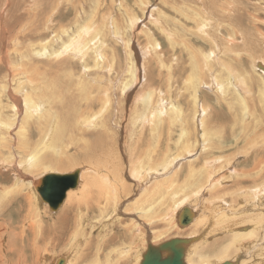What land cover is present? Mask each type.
Returning a JSON list of instances; mask_svg holds the SVG:
<instances>
[{"label":"rangeland","instance_id":"374dc122","mask_svg":"<svg viewBox=\"0 0 264 264\" xmlns=\"http://www.w3.org/2000/svg\"><path fill=\"white\" fill-rule=\"evenodd\" d=\"M206 1L209 0H196V1L195 0H0V98H1L0 103L4 106V108L2 109L4 119L6 121H15L14 123L15 125L13 124V122H11L12 123L11 128L6 136L2 135V131L0 129V140H3V143L0 144V147L3 146L1 148L2 150H0V155L5 156L4 154L8 152V154H13L14 156H16L13 159L14 161H16L14 165L17 166L18 169L20 170L19 154L23 152L22 144H21L23 143V141L20 142V137L18 136V134L24 133L25 135L26 134L25 132H27L25 136L23 137L21 136V139L29 138L33 142V146L38 145L40 141V137H42L41 134H39V131H44L49 134V131L51 130L50 127L52 120L55 117L57 118L56 114L62 117L63 119L65 118L66 124L67 125L69 124L68 126L70 127L75 125L76 126L80 125L77 122H73L70 120V116L73 117L79 116L78 114L72 112L75 108V104H79L81 105L80 115H85L90 117L85 120L88 127L85 126L86 123H84L83 126L82 135L84 136L85 140L88 142V144H90L94 148L100 146V148H102V151H106V152L112 151V154L114 155L113 158L115 159L118 156L114 153V150H117L119 152V156H121L122 158V160L118 159L120 160V166L125 168V182L128 185V187L130 186V188H127V190L125 191V203H124L125 214H121L122 217L120 218L121 225L123 226L116 227L114 231L113 227L109 225V227L105 229V234L102 237H100L98 236L97 228H94L92 230V226L95 224H99L100 221L97 219L98 217L94 218L93 216H90L89 217L90 222L86 224L85 227L83 228L86 232V235L84 237L83 235L79 236L78 240L80 242V247L74 250V254L72 256H69L70 252H63V251L61 252L63 246H65L66 238L62 239V241L60 242L58 241L54 242V244L57 246L55 249L50 244H47L46 249L45 246L43 247L42 251L44 253L46 252L48 256L51 255V259L56 254L55 257L57 255L58 257H62V256L68 257L69 264H89V263L94 264L95 262L92 261L94 256L92 255H86L83 261V257L87 253L86 243H88L89 241L88 239L90 238L93 239V245H94L93 255H94L96 252L95 249L96 244L99 246L106 241L108 242L113 237L114 234L115 235L121 234L123 231H125V253L128 252L127 247H129L131 243L135 241V238L138 237V235H136L137 230L135 227L136 224L138 225V221H139L137 214L135 215V213H137L138 206L137 208L134 207V203H133L135 202L134 196H136V192L134 191H138V189H135V184L137 183V180H139V178L136 176L133 177L129 172L132 162L131 155L134 153L137 158L138 155H141L143 153L142 156H140L143 163L147 166L151 164V162L149 161V157L151 156V152L154 150V145H153V140L151 139L152 136L150 131L151 127H153L152 125L153 121L152 119H150L151 117L149 116L152 113H154V111H156L157 108L164 109L165 104L167 109H169L168 107L178 103L177 105L181 108L182 114L179 115L180 116L179 119L177 118L174 119L173 121L166 119L167 118L166 115H164L165 118H163V114L165 113L159 115L160 117L158 116V118H160L159 122L161 121L159 125V130L161 127L162 128L159 131L160 135H159V142L157 143L158 147L156 144L157 156L155 158L158 160V162H160V164H164L167 162V164H165L166 167L165 166L163 167V171H159V172H161L162 175H165L166 177L170 178L169 176H171L172 174H174L179 170L178 168L180 167L181 162L184 163L183 164L184 166L182 165L183 167L181 166V170H179V173L181 172L182 173L177 188L178 191L182 192L183 194H191L192 192L195 191L196 187L193 188L191 185L182 184L186 181L187 177H190V183L194 185L197 184L198 182L201 183L204 182L207 179L208 174L212 171L205 165L207 158L204 159V157L214 156L216 160L220 159L221 160L220 164L224 165L225 168L228 167L226 166L228 164L227 162L230 163L235 160V162L231 165L232 166L231 172L229 171L228 174V178L232 177V179H230L231 182L227 181L224 187V179L225 181L227 180V176H225L226 178L225 177L223 178L222 183L219 184L220 188L217 189V191L213 190L207 195L203 193L202 196L204 195V198L202 197L203 199L201 198L199 199V201H197L199 205L195 204L196 202L194 204L193 203L191 204H193L195 210L196 209L200 210L201 207L204 206L205 209H210L212 206L216 209L218 208L217 210H219V208L222 206L223 208L220 209V211L225 210L228 207H232L231 205H234L235 208H233V210L231 209V211L236 212V214L242 212L240 209L242 208L243 210L244 205H240V204L246 200L244 194H246L245 192L248 191L247 186H249L250 183L249 181L251 180L250 179L251 176L247 170H249L250 166H252L251 165L253 161L252 155L255 153L256 151L255 149H257L256 147L260 148L264 143V98H263L264 91L261 90V87H264V77L262 76L260 77V75H258V73H256L251 67V62L253 59H255L258 63L264 64V43H263L264 38H262L264 37V9H263L264 0H258V1L239 0L240 2H237L238 0H236L234 9H231L232 11L228 10L231 2L228 3L229 4L228 8L225 9L223 8L227 6L223 7L221 5V8L223 7L221 10H224L225 12L228 10L232 14L234 13L233 14L234 16L236 14V16L234 17L233 15H231V13L229 14L228 11L227 13H223L221 19H223L222 21L224 20L226 21V24L225 21L224 23L222 22V24H224L223 26L228 27L229 23H230L229 25L232 26L226 29L222 28L223 26L221 27L222 30L221 34L224 36V38H227L228 40L230 39L233 40L234 37H236L237 39L238 38L240 39L239 41H241L243 34L246 35L248 38H250L249 44L247 46H243L240 44L236 48L234 47L235 48L234 50L235 51L238 50V53L234 54L235 56L231 54L230 55L231 57H228L227 60L224 59V56L222 54L220 55V53L218 52L221 57L223 56V59L220 65L218 64V62L216 63L217 67L222 68L221 66L222 65L224 66L225 63L229 61L228 62L229 65L233 68L234 66H236L234 69H236L240 73L242 72L244 77L245 76L247 77V81L251 82V84L253 85L252 87L253 89H251V92L248 93L246 97L247 99L245 101H242L243 103L238 101V98L235 94H229L227 99L229 100L228 102H232L230 106L227 105L226 101L223 99L222 96L219 97L217 95V92L221 90L219 88L225 87L228 84L229 79L227 78L228 77L227 73L221 75L222 81L218 80L221 84L219 87H217L218 88L217 90L212 89L207 85L202 86V84H200L201 87L199 86V89H197L198 90L197 93L199 95L198 104L196 103L193 97L194 94L192 92L193 86L197 83V80L199 78L195 77L194 74H192L190 68L191 66L190 48H192V50L195 51L194 54L196 55V59L198 60L200 57V54L198 56V53L209 52L211 46L205 43L204 41H202V39L198 37L201 35V33L198 31L199 25L198 23L193 21L192 18L193 15H195V13L198 11L197 9L198 6L201 5L204 6L205 8L203 2ZM225 2L227 3L229 1L224 0L223 3L226 4ZM246 3H250V4H246ZM212 5L216 7L215 3ZM254 5L256 8L254 7ZM188 9H190V11ZM236 12L238 13V15ZM242 12L246 14V16ZM212 13L213 12H210L209 16L212 15ZM224 14H226V16H224ZM228 14L229 17H233L230 18L231 20L236 19V21L232 20L231 22L229 18L227 19ZM238 16L241 17L238 18ZM255 17L257 18L256 21H255ZM214 21L216 22V20H213V22ZM84 28H88V29L83 31L82 29ZM79 31H83L81 35V40L79 41L78 44H76V42L71 43L70 40L71 37L75 36L76 33ZM259 31L260 32L262 31L261 33L263 35L260 34ZM116 32H118L117 35L115 34ZM169 34H172L171 36V38L173 37L172 39L170 38V36H168ZM243 38L244 40H246L245 37ZM187 41H188V46L190 48H188L187 46ZM127 43L130 44L128 45ZM185 45L187 47H185ZM63 46L65 47L66 50L63 49ZM184 48L186 51L182 50ZM43 50L45 52H43ZM54 52H56L57 54ZM85 52H87L88 54ZM95 52L96 53L99 52L102 54L101 61L103 62L104 60L103 62L104 64L101 61H100L101 63L99 62L98 64L96 58L97 54H95ZM52 53L56 55H53ZM52 55L53 57L51 58ZM207 62L208 61H206V63ZM96 66L98 67V69ZM131 66L132 69L130 68ZM128 68L129 70L130 69L131 70L130 71L127 70ZM132 71L135 73H132ZM237 71L234 74H238ZM144 73L148 75L146 74L144 75ZM133 76L135 77V79H133L134 78ZM187 77H189L190 79ZM145 78L148 80L147 82L150 81V83L148 84H151L149 85V87L151 88L149 91H148L149 87L147 88L148 84L147 86H145V84L147 83ZM130 79L131 81H129ZM202 79L205 80V77L203 76ZM207 79L209 78H206V81ZM39 81H40L39 86L35 85L39 83ZM92 81L94 83H92ZM42 82L44 85L41 84ZM224 82L225 84L226 83L227 84L223 85ZM125 83L127 84V86ZM207 83H210L209 80ZM32 86H34V88ZM43 88H45V90H43ZM120 88L124 92V94L120 90ZM34 91L35 93L39 92V95L42 94L44 91L45 93H49L51 95L48 96L49 100H51L52 94H57V95L62 94L63 99L59 103L58 102L54 103L55 104L54 107L51 106L53 113L49 121H48L49 117H47L46 115H42L40 119H33V120L31 119L29 121V124H26L25 131L23 130L21 132H18L20 129L19 127H21L19 125H21V120L24 117L23 112H25L24 110L25 101L29 100L30 98L29 93H33ZM105 91L109 92V97L108 96L104 97ZM82 92L86 94L88 98V102L82 99L81 97ZM142 92L147 96L144 95ZM221 92L222 91H219V93L222 95ZM35 93H33V96L35 95ZM66 94L69 95L68 98ZM149 94L154 95V98L152 96L150 97ZM146 97L152 98V99L149 98V103L147 102V104L144 103L143 101V99L145 100ZM159 97L161 98V100ZM108 98H110L111 105L106 106L107 104H105L104 100L106 101V99ZM139 98L142 99V101L139 100ZM35 99L38 101V103L48 102L47 97L44 98V101L40 98L39 99L35 98ZM54 100L58 101V99L56 98ZM101 100L103 101L104 105L102 104ZM132 102L136 104L133 105ZM152 102H155V104H153ZM71 104H73L74 106H72ZM200 104H203L205 107L209 108V116L213 114V110H215V108H216L215 111L218 110L221 112L223 111L221 113L223 117L221 122L212 123L215 120L214 116L213 117L208 116L209 118L206 121L207 129H208L207 140L210 143L209 146L210 147L213 146V147L207 151L206 149L205 150L202 149L203 139L200 136L202 132H199L201 130L199 129L200 126L198 127L195 124H192L194 123L192 121H194L193 117L196 112V108H197L196 106H199ZM16 105H18L17 106L18 110L15 108ZM57 105L59 106V108ZM211 105L213 106V108ZM11 106L14 107V109ZM150 106H152V108H150ZM210 108L212 110H210ZM142 109H144V111ZM16 110H17V117L16 115H14L13 112ZM147 110H150L147 115V118L144 117L145 119L143 118L142 121L139 120L142 123L138 121V124H140L139 128L142 131L141 134L144 135V136L142 135L143 140L141 139L142 140L141 141L138 139L137 141V138H135L136 141H132L133 135H131V130L133 129V125H132L133 121L132 118L130 117V113H133L135 115L134 118L136 119L137 116L139 115L138 113H142V115H145L147 113ZM104 113L106 114L108 113L107 115H111L110 117L106 118V122L109 127L108 131L107 128L105 129V131H103L102 130L103 128L99 126L102 124L98 122L100 121V118H98L99 120L97 119V121L95 120L93 121L91 118L92 116L97 117L100 114L106 116V114ZM248 113H250L249 114L250 117L248 116ZM11 115L16 118L14 120H11L13 118ZM243 116L248 117L246 119V121L248 120V122L246 123L243 122V119H245L242 118ZM92 121L93 123L94 122L95 123L90 125ZM156 121H158L157 118ZM190 121L192 123H190ZM179 122H183V123L179 124ZM30 125H32L31 128ZM161 125H163L164 127ZM185 126L187 129L191 131L187 130ZM181 129H185L186 135L184 136L182 135ZM73 133L79 135V133L76 132L75 129H73L69 135H72ZM100 136L104 137L106 140L102 139L100 142ZM251 137L253 139H251ZM195 141H197V143L193 145V142ZM220 142L223 143L226 147L219 149L215 148L216 145H218ZM250 142H255L254 145L255 146L257 145L255 148L252 149L254 151L248 150L251 151L250 152L251 154L253 152V154L251 156H247L248 158L246 157L243 158L242 156L239 159H237L238 158L237 156L239 155L241 156L242 154H244V152L241 154L240 153L237 154V149L241 146L244 150V147ZM236 145L238 147L235 150ZM72 147L69 149V153L67 151L66 152L68 154L74 155L77 150L75 149L74 146ZM15 148H19V151L15 152ZM96 150H98V148L95 149V151ZM189 150H192V152L189 153H193L195 151L194 152L195 155L196 154L200 155V153L202 154V152L204 154L200 156V160L198 159L195 161L186 162V160L194 158L192 157V155L187 153ZM78 153H76V156L79 157L80 159H81L80 156L85 157L83 150L78 151ZM96 154H97L96 159L100 160L99 154L98 153ZM49 155H53V154H49ZM7 157L9 156L7 155ZM176 157L179 158V160L175 159ZM80 159H77L76 162L77 164H75L74 168L75 170L76 169L83 170L82 171L83 173L81 175L79 186L75 190L74 195L79 199V201H82L81 199L83 200L85 199L88 190L90 193L97 192L96 187L95 186L90 187V185L91 182L95 183V180L99 179L100 175H98L97 172H93L95 168L91 162L81 161ZM168 162H171L169 164L170 166H173L172 168L169 166ZM8 164L9 163L4 162L5 165L4 168H0L1 191H5L7 187L15 183L12 180V177L14 176L13 170H11V168H8L7 166ZM140 166H143V164L141 163ZM169 167L171 168V170ZM234 167L236 168V170ZM45 168H54V167L51 165V163H47L45 166L41 165V167L34 176L33 173L28 174L29 178H33L34 180L39 181L40 176L42 177L45 173L51 171L49 169L46 170ZM70 168L71 169L59 170L56 173L68 174V173H72V171L74 172V168L72 169V166H70ZM164 170L166 171L164 172ZM232 170L236 172L232 173ZM243 173H248V174H243ZM102 174L104 175V173ZM13 178L16 179L15 177ZM159 182H162V180ZM235 182L236 183L241 182L242 184L244 185L247 184V185L241 186L242 188L241 187L238 188V187H234V184H236ZM107 183L110 185V182ZM109 185L105 184L103 185V188H108ZM201 190L202 191L204 190L203 187L201 188ZM254 190H251L250 193L251 192L253 194L255 193L254 198H253V194L251 195V197L255 200L257 196L256 194L257 190L255 192ZM35 191L37 192L36 188ZM11 194L12 195L9 194V196H7L5 201H3L2 205H0V236L4 235L5 241L8 242L6 247L10 253V259L8 261V264H18L17 259L19 255L12 252L13 246L14 248L18 247L22 251L23 253L22 258L27 263L33 264L32 250L36 242L37 235L33 236L29 234L28 230L25 231V234H20L21 232L20 227L22 226L21 216L26 217L29 216L30 214L29 198H31L35 206V212L37 214L40 213L46 225L44 223L43 224L47 226V228L51 227V225L56 221L55 219L57 218V216H60L64 212L71 209L75 213L78 206H76V204L74 203L75 204L74 206L64 207L65 205L63 204V206H61L57 212L51 211L49 206L44 207L45 205H47L45 203H43L44 204L42 205L43 207H40V205L36 202L34 198V193L28 186H22L20 187V190L18 189L17 191ZM236 194L242 197L244 196L245 198V200L242 197L241 198L243 200H241V198L238 199L240 201L239 205H237L238 204L237 202L239 201L232 200L233 197H237ZM217 198L219 200H217ZM10 199L13 200L11 201ZM211 199H214L215 200L214 202L216 203L211 204V202H213ZM253 199L252 201H254ZM187 202L190 203V201ZM203 202L205 204H203ZM71 203L72 201L69 200L67 204L69 205ZM237 206H239L240 208ZM71 215L73 216L72 213ZM79 217L81 218V222H80V227H81L84 225L85 217L80 215ZM162 219L164 222L159 223L155 226L157 227L156 231L160 229L162 230V228L165 227L167 220H165V218ZM37 220H38L37 218L32 219L29 221V224L35 226L36 230L39 231L40 224L36 222ZM140 222L142 223V220L139 221V224ZM262 224H264V222ZM262 224L260 225V228L263 226ZM239 227H245V226H239ZM15 228H17L18 230H15ZM131 228L133 229V231ZM140 228L147 231L146 230L147 227L146 226L144 227V225H141ZM262 229L263 228H261V230ZM71 230H73L72 224H71ZM188 230L189 229L183 231L182 229H180V232H182L183 235L185 236L191 237L192 232ZM262 233L264 232L262 231ZM173 235H176L175 231H173L172 234H169V236H165L163 239L169 240L174 237ZM163 239H161V242L165 241ZM220 240L221 241L216 246V249H212L211 251L207 252L208 256L217 254L218 251L219 253L222 254L223 250L220 251V248L227 247L231 243L230 235L222 236ZM120 241L112 245L113 247L109 245L105 249L103 256L108 257L110 256L111 253L112 260L118 258V256L116 255L117 253H113V252L118 251V249H114V248H117L120 245H122L123 242L122 240ZM147 245L145 246L146 249H147ZM150 245L152 244L150 243ZM253 247L254 246L252 245L251 250L254 249ZM258 248L259 249L262 248L260 244L258 245ZM135 253H136L135 249L129 251V253H126V255L128 254L130 255H129V259L125 260V264H137V263H133L134 262L133 259L136 255ZM235 253H236V249L230 248V254L228 255H231L232 257V255ZM86 259L88 260L85 261Z\"/></svg>","mask_w":264,"mask_h":264},{"label":"bare ground","instance_id":"6f19581e","mask_svg":"<svg viewBox=\"0 0 264 264\" xmlns=\"http://www.w3.org/2000/svg\"><path fill=\"white\" fill-rule=\"evenodd\" d=\"M223 1L224 0H209V1L203 2L206 9L204 8V6H201V5L198 6V8H197L198 11L195 13V15H193V18H192L193 21H195L199 25L198 31L201 33V35L198 36V37L201 38L202 41H204L205 43H207V44H209L211 46V49H210L209 52H207V53H204V52L198 53V56L200 54V57L198 59L200 61H198L196 59V55L194 54L195 51L192 50V48H190L188 46V41H187V46H188V48L191 49V53H190V55H191V57H190L191 58V62H190L191 64L190 65L191 66H190V68H191L192 74H194L195 77L199 78L197 80V83L193 86V91H192L194 93L193 97H194V99H195L197 104H198V99H199L198 98L199 95L197 93L198 92L197 89H199L200 84H202V86L207 85L210 88L217 90L218 89L217 87H219L220 84H221L218 80H221V75H223L224 73H227V76H228L227 78L229 79V81H228V84L226 83L227 85L224 82L223 85H226L225 87L219 88V89H221L219 91H222L221 92L222 95L219 93V91L217 92V95L219 97L222 96L223 99L226 101L228 106H230L232 104V102H228L229 100L227 99L229 94H235L237 96V98H238V101L242 102V101H245L247 99L246 97H247L248 93L251 92V89H253L252 88L253 85L251 84V82L247 81V77L245 76L246 77L245 78L242 72L240 73L236 69H234L236 66H234V68L231 67L229 65V63H228L229 61L228 62L225 61L226 63H225L224 66L223 65L221 66L222 68L217 67L216 63L218 62V64L220 65L221 62H222L223 56H224V59L227 60L228 57H231L230 56L231 54L234 55V54L238 53V50H236V51L234 50L237 46H239L240 44L243 45V46H247L249 44V40H250V38H248L244 34L242 35L241 41H239L240 39L239 38L237 39L236 37H234L233 40H231V39L228 40L227 38H224V36L221 34V31H222L221 27L224 25V24H222V22L224 23V21H225V20L222 21L223 19H221V17L223 16V13H227L228 10L232 11L231 9H234V5H235V1L236 0H226V1H229L227 3L225 2L226 4H224ZM256 1H258V0H256ZM237 2H240V1L238 0ZM201 3H202V1H201ZM211 3L212 4L215 3L216 7H214ZM228 3H230V7L229 8H228V5H229ZM237 4H239V3H237ZM243 4H245V3H243ZM246 4H250V3H246ZM181 5H183V4H181ZM221 5L223 7L227 6V7H224V8L222 7V8L223 9L228 8V10L226 9L227 10L226 12L224 10H221L222 9ZM254 7H255V5H254ZM188 10L190 11V9H188ZM235 10H236V8H235ZM241 10H242V8H241ZM210 12H213V13H212V15L209 16ZM244 12H247V11H244ZM228 13L230 14L231 12L228 11ZM238 13H237V15H238ZM229 14H228L227 19L229 18V20L231 22H232V20L236 21V19H232L231 20L230 18H233V17H229ZM233 14L231 13V15H233ZM150 15H151V13H150ZM244 15L246 16V14H244ZM224 16H226V14H224ZM235 16H236V14H235ZM239 17H241V16H238V18ZM251 17H252V15H251ZM186 18H188V17H186ZM188 19H190V18H188ZM213 20H216V22L215 21L213 22ZM256 20H257V18L255 17V21ZM225 24H226V21H225ZM229 24H228V27H232ZM157 25H160V24H157ZM228 27H224L223 26L222 28L226 29ZM86 29H88V28H84L82 30L84 31ZM191 30H192V28H191ZM193 30H196V29H193ZM232 30H233V28H232ZM258 30H260V29H258ZM83 31H79V32L76 33L75 36L71 37V39H70L71 43L72 42L73 43L76 42V44H78L79 41L81 40V35H82ZM98 32H99V30H98ZM189 32H190V30H189ZM261 32L259 31L260 34H262ZM117 33L118 32H116L115 34L117 35ZM119 33H120V31H119ZM118 36H120V35H118ZM168 36H170V38H171L172 34H169ZM243 37H245L246 40H244ZM262 38H264V37H262ZM16 39H18V38H16ZM47 44H48V42H47ZM127 44L129 45L130 43H127ZM64 46H63V49L66 50L65 49L66 46L65 47ZM187 46L185 45V47H187ZM130 50H128V51H130ZM182 50H185V48L182 49ZM43 52H45V51L43 50ZM56 52H54V53H56ZM63 52H61V53H63ZM218 52L220 53V55L222 54L223 56L221 57ZM16 53H17V51H16ZM36 53H38V52H36ZM85 53H87V52H85ZM56 54H53V55H56ZM95 54H97L96 58H97V62L99 64V62L102 59V54L99 53V52H97V53L95 52ZM53 55L51 56V58L53 57ZM192 57H193V60H192ZM206 61H208V62L206 63ZM103 62H104V60H103ZM232 62H234V61H232ZM261 66L264 67V64L263 63H258L255 59L252 60V62H251L252 69L256 73H258V75H260V77L261 76L264 77V70H263V68ZM130 68L132 69V66ZM97 69H98V67H97ZM238 69H240V68H238ZM127 70H129V68ZM236 71H237L238 74H234ZM132 73H135V72L132 71ZM231 73H233V74H231ZM145 74L146 73H144V75ZM142 75H143V73H142ZM146 75H148V74H146ZM203 76L205 77V80L202 79ZM248 77H249V75H248ZM187 78H189V77H187ZM206 78H209V79H207V81H206ZM133 79H135V77ZM208 80H209L210 83H207ZM129 81H131V79ZM147 81L148 80L146 79V82ZM257 81H258V79H257ZM262 81H263V79H262ZM31 82H29V83H31ZM190 82H191V80H190ZM252 82H254V81H252ZM92 83H94V82L92 81ZM142 83H143V81H142ZM148 83H150V81L147 82L145 84V86H147ZM39 84H40V81H39V83H37L35 85L39 86ZM41 84H43V82ZM99 84H101V83H99ZM149 85H151V84H148L147 88L149 87ZM126 86H127V84H126ZM142 86H143V84H142ZM32 87L34 88V86H32ZM189 88H188V90H189ZM16 89H18V88H16ZM150 89L151 88L149 87L148 91ZM205 89H208V88H205ZM259 89H260V87H259ZM43 90H45V88H43ZM120 90H121V88H120ZM261 90L264 91V87H261ZM122 92H121V94H122ZM33 93H35V91ZM33 93H29V97H30L29 100L25 101V105L23 104L25 106V109H24L25 112H23L24 114L22 113L24 115L23 119L21 120L20 119L21 117L19 118L21 120V125H19V126H21V127H19L20 129H19L18 132H21L23 130L25 131L26 124H29V121L31 119L32 120L33 119H40L42 115H46L47 117H49L48 118V121H49L50 117L52 116V113H53L51 106L54 107V105H55L54 103H56V102L59 103L63 99L62 98V94H60V95L52 94V98H51V100H49L48 96H51V95L49 93H45V91L42 94H40V95H39V92L38 93L36 92L35 95L33 96ZM145 93H146V91H145ZM153 93H155V92H153ZM123 94H124V92H123ZM263 94H264V92H263ZM104 95H105L104 97H107V96L109 97V92L105 91ZM144 95H146V94H144ZM149 95H150V97L152 96L154 98V95H151V94H149ZM191 95H192V93H191ZM46 97H47V101H48L46 103H38V101L35 99V98H38V99L40 98V99H42L44 101V98H46ZM63 97H66V96H63ZM68 97H69V95H67V98ZM74 97H76V96H74ZM81 97H82V99H84V101L86 100L88 102V98H87L85 93L82 92V96ZM150 97H146L145 100L143 99L144 103H146V104H147V102L149 103V98ZM203 97H205V96H203ZM215 97H216V95H215ZM55 98L58 99V101L54 100ZM136 98H138V97H136ZM150 99H152V98H150ZM191 99H192V97H191ZM139 100L142 101V99H140V98H139ZM160 100H161V98H160ZM162 100H163V97H162ZM69 102H70V100H69ZM81 102H80V104H81ZM104 102H105V104H107L106 106L111 105L110 104L111 103L110 102V98L106 99V101L104 100ZM152 103L155 104V102H152ZM102 104H103V101H102ZM134 104H136V103H133V105ZM161 104H163V103H161ZM173 104H174V101H173ZM177 104H174L173 106L169 105L170 106V107H168L169 109H167L166 104H165L164 109H158L157 108V110L154 111V113H152L149 116V117H151L150 119H152V121H153L152 122L153 123L152 124L153 127L150 126L151 127L150 131H151V136H152L151 139L153 140V145H154V150L151 152V156L149 157V161L151 162V164H149L147 166V165H145L143 163L142 159L140 158V156H142L143 153L141 155H138L137 158H136V155L134 153L131 155L132 162H131V166H130V171L129 172H130V174L133 177L136 176V177L139 178V180H137V183L135 184V189H138V191H134V192H136V196H134L135 197V199H134L135 202H133V203H134V207L137 208V206H138L137 213H135V215L137 214V217H138L139 221L142 220V223L140 222V224H139V221H138V225L136 224V227H135L136 230H137L136 231L137 232L136 235H138V237L135 236L137 238H135V241L133 243H131V245L129 247H127L128 252H126V253H129V251H132L133 249H135V251H136L135 254L136 255H135L134 259H133L134 260L133 263L140 264V261L143 258V254L147 251V249L145 247L147 244L150 245V243H151L152 246L157 247V246H159V245H161V244H163V243H165L167 241H171L172 239H181V240H189L187 246L185 247V257H184V260H185V262L187 264H223L225 262H231L232 264H264V233H262V231L264 232V230H263L264 229V224H262L264 222V204H263L264 203V143H263V145L260 148L256 147L257 145L256 146L254 145V143L256 141L255 142H250L249 144H247L244 147V150H243V148L241 146L237 149V147H238L237 145H236V148H235V150L237 149V154H239V153L241 154V153L244 152V154H242L241 156L240 155L237 156L238 157L237 159H239L242 156H243V158L244 157L248 158L247 156H251L253 154V152H252V154L250 153L251 151H254L252 149L255 148V147L257 148V149H255L256 150L255 153L252 155L253 156V161H252V164H251L252 166H250L249 170L245 169V170L248 171V173L251 176V178H250L251 180L248 179V180H250L249 181L250 182L249 186H247L248 191H246L247 190L246 189L245 190L246 194H244L246 200H245L244 196L242 197V196H239L237 194H236V196L238 198L237 197H233V199H232V200L239 201L238 199H240L242 197L245 200V201H243L240 204V205H244L243 210H242V208L240 209L242 212H239L238 214H236V212L231 211V209L233 210V208H235L234 205H231L232 207H228L226 209L224 208L225 210H222V211H220V209L223 208L222 206L219 208V210H217L218 208L216 209V208H214L212 206H211L210 209H205L204 208L205 206H204V207H201L200 210L196 209L198 211L197 212L195 210V208L193 207V204L196 202L195 204L199 205V203H197V201H199V199H201L202 197L204 198V195L202 196L203 193L207 195L213 190L217 191V189L220 188L219 184L222 183L223 178L225 176H227V180L225 181V179H224V187H225V183L227 181L231 182L230 179H232V177L229 176L231 178H228V174H229V171L231 172V169H232L231 165L235 162V160L233 162H230V163L227 162L228 164L226 166H228V167L225 168L224 165L220 164V161H221L220 159L216 160L214 158V156L204 157V159L207 158L206 162H205V165L209 169L212 170L208 174L207 179L204 182H202V183L198 182L197 184L193 185V184L190 183V177H187L186 181L184 183H182V184L183 185H191L193 188L196 187L195 191L194 192L191 191L192 192L191 194H183L182 192L178 191V188H177L178 187V182L180 181V176H181V173H182V172L179 173V170H181V166L184 163L181 162L180 167L178 168L179 170L177 172H175L174 174H172L171 176H169L170 178H168L165 175H162L161 172H159V171H163V167L164 166L166 167L165 164H167V162L164 163V164H160V162H158V160L155 158L157 156L156 144L159 142V135H160L159 131L162 128L161 127L160 130H159V125H160L161 121L159 122L160 118H158V116L162 115L163 113H165V114H163V118H165L164 115H166V117H167L166 119H168L170 121H173L174 119H177V118L179 119V117H180L179 115L182 114V110ZM71 105L74 106L73 104H71ZM17 106L18 105H16L15 108L18 110ZM80 106L81 105H79V104H75V108L72 111L73 113H76L79 116H77V117L70 116V120L71 121L77 122L80 125H77V126L75 125V126L70 127V126H68L69 124L68 125L66 124L65 118L63 119L62 117H60L59 115L56 114L57 118L55 117L54 118L55 120L54 119L52 120L51 127H50L51 130L49 131V134L44 132V131H39V134H41L42 137H40V141H39L38 145L33 146V142L29 138L21 139V136L22 137L25 136L27 134V132H25L26 133L25 135H24V133L18 134V136L20 137V142L23 141V143H21L23 152L19 154V158H20L19 167H20V170L18 169L17 166L14 165L16 163V161H14L13 159L16 156H14L13 154H8V152L4 154L5 156H1L0 155V158H2V159H0V161H1L0 162V168H4V166H5L4 162L5 163H9L7 166H8V168H11V170H13L14 176L13 175L12 176L16 178V179H14L12 177V180L15 183L12 184L11 186L7 187L5 189V191H1L0 190V205H2L3 201H5V199L7 198V196H9V194L12 195L11 193L17 191L18 189L20 190V187H22V186H28L32 190V192L34 193V198H35L36 202L40 205V207H43L42 205H44V204H43L39 194L35 191V188L38 186V183H39L40 179L44 175L49 174V173H56L59 170L71 169L70 166H72V169H73L75 164H77L76 163L77 159H80L79 157L76 156V153H78V151H80V150H83L84 155H85V157L84 156H80L81 157L80 160L81 161H89V162H91L94 165V168H95V170L93 172H97V174L100 175L99 179H96L95 183L91 182V185H90V187L95 186L97 192L96 193H90L89 190H88L84 200L81 199L82 201H79V199L77 197H75V195H74L75 190L78 188V186H77V188H75L73 190H70L67 193L66 199H65V201L63 203L65 205L64 207L74 206L75 204L78 207H77L75 213L71 209V210H68V211L64 212L60 216H57V218L55 219L56 221L51 225L50 228H47V226H45L46 224L44 223L40 213L37 214L35 212V206H34L32 200H31V198H29V201H30V204H29L30 214H29V216H26V217L25 216H23V217L21 216V225L22 226L20 227V229H21L20 234H25V231L28 230L29 234H31L33 236L37 235L36 242H35V244L33 246V250H32L33 264H58L59 261L62 260V259L64 260L63 264H69V258L65 257V256L58 257V255H57L55 257V255H56L55 254L54 257L51 259V255L48 256V254L46 252L44 253L42 251L43 247L45 246V249H46L47 248V244H50L55 249L57 246L54 244V242H56V241L60 242V241H62V239L66 238L65 246H63L61 252L62 251L63 252H70L69 256H72L74 254V250H76V249H78L80 247V242L78 240L79 236L83 235V237H84L86 235V232H85V230L83 228L85 227L86 224H88L90 222V218H89L90 216H93L94 218L98 217L97 219L100 221L99 224H95V225L92 226V230L94 228H97V233H98V236H100V237H102L105 234V229L107 227H109V225L113 227V230L116 229V227L123 226V225H121L120 218L122 217L121 214H125V204H124L125 203V191L127 190V188H130V186L128 187V185L125 182V168L120 166V160H118V159L122 160V158H121V156H119V152L117 150H114V153L118 156L115 159V158H113L114 155L112 154V151L111 152L102 151V148H100V146L99 147L97 146L96 148H94L90 144H88V142L85 140L84 136L82 135V131H83L84 123H86L85 120L87 118H90V117L89 116H85V115H80ZM196 107H197L196 108V112H195L194 117H193L194 121H192L194 123H192L191 121H190V123L195 124L198 127L200 126L199 129H201V130L199 132H202V134L200 136L203 139L202 149L203 150L206 149V151H207V150L211 149L213 146L210 147L209 146L210 143L207 140V138H208L207 137L208 129H207L206 121H207V119L209 117H211V116L213 117L214 116L215 120L212 123L221 122V120L223 119L221 113L223 111L222 112L219 111V110L215 111L216 110V108H215V110H213V114L211 113L212 115L209 116V108L208 107H205L203 104H200L199 106H196ZM3 108H4V106L0 103V129L2 131V135L6 136L9 133V130L11 128V125H12L11 122H13V124H14L15 121H6L4 119L3 112H2ZM12 108L14 109V107H12ZM58 108H59V106H58ZM69 108H71V107H69ZM110 108H111V106H110ZM150 108H152V106H150ZM159 108H160V106H159ZM212 108H213V106H212ZM66 109H67V107H66ZM17 110L13 111L14 115H16V117H17ZM142 110L144 111V109H142ZM210 110H212V109L210 108ZM149 111L150 110H147V113L145 115H142V113H138L139 115L137 116L136 119L134 118L135 115L133 113H130V117L132 118V121H133V124H132L133 125V129L131 130V135H133L132 141H136L135 138H137V141H138V139L139 140H141V139L143 140V138H142L143 134H141L142 131L139 128L140 124H138V121L139 120L142 121V119L144 117L147 118V115H148ZM168 111H169V113H168ZM117 113H118V111H117ZM65 114H67V113H65ZM104 114H106V113H104ZM107 114H106V116L100 114L97 117H93V116L91 117L93 121L94 120L97 121V119L100 118V121H98V122L102 123L99 126H101V128H103L102 129L103 131H105L106 128H107V131H108V128H109L108 124L106 122V118L110 117L111 115H107ZM249 114L250 113H248V116H249ZM225 116H226V114H225ZM16 117H13L11 120H14ZM156 118L158 119V121H156ZM185 118H187V117H185ZM242 118H245V119H243V122H245V123L248 122V120L246 121V119L248 117H244L243 116ZM189 120H191V119H189ZM93 121L90 123V125L95 123V122L93 123ZM175 121H177V120H175ZM32 123H33V121H32ZM140 123H142V122H140ZM181 123H183V122H179V124H181ZM146 124H148V123H146ZM186 124H188V123H186ZM70 125H72V124H70ZM31 126L32 125H30V128H31ZM85 126L88 127L87 123H86ZM161 126H163V125H161ZM185 128H186V126H185ZM73 129H75L76 132L79 133V135H77L76 133H73L72 135H69ZM181 130H182V135L183 136L186 135L185 129H181ZM187 130H189V129H187ZM189 131H191V130H189ZM161 132H163V131H161ZM100 133H102V132H100ZM144 133H145V131H144ZM138 136H139V138H138ZM102 139L104 140L105 138L100 136V142H101ZM196 139H197V137H196ZM251 139H253V138L251 137ZM262 142H263V140H262ZM1 143H3V140H0V144ZM67 143H69V144H67ZM195 143H197V141L193 142V145H195ZM215 143H216V141H215ZM72 146H74L75 149L77 150L74 155L73 154H68L69 153V149ZM2 147L3 146L0 147V150H2L1 149ZM15 147H17V146H15ZM157 147H158V144H157ZM225 147L226 146L223 143L220 142L218 145H216L215 148L219 149V148H225ZM97 148H98V150L95 151V149H97ZM131 148H133V147H131ZM248 150H251V151H248ZM16 151H19V148H15V152ZM49 151H51V152H49ZM189 152H192V150H189L187 153H189ZM194 152L193 153H189L194 158L186 160V162H191V161H195V160H198V159L200 160V156L202 154H204L202 152V154L200 153V155L199 154L195 155ZM198 152H199V149H198ZM72 153H74V152H72ZM96 153L99 154L100 160L96 159V155H97ZM49 154H53V155H49ZM7 155L9 157H7ZM64 156H65V158H64ZM179 158H180V156H179ZM179 158L176 157L175 159L179 160ZM181 158H183V157H181ZM246 158H245V160H246ZM236 161H238V160H236ZM174 162H176V161H174ZM47 163H51V165L54 167V168H45L46 170L49 169L51 171L45 173L42 177L40 176L39 177V181H36L33 178H29V175H28L29 173L30 174L33 173V176H34L37 173V171L39 170V168L41 167V165L45 166ZM124 163H125V160H124ZM141 163L143 164V166H140ZM169 163H171V162H168V164ZM172 164H173V162H172ZM65 166H66V168H65ZM169 166H170V164H169ZM177 166H176V168H177ZM170 167L172 168L173 166H170ZM243 167H244V165H243ZM167 168H168V166H167ZM171 168H170V170H171ZM235 170H236V168H235ZM75 171H79L80 172V179H81V175L83 173L82 172L83 170H79V169L75 170V168H74V172ZM165 171L166 170H164V172ZM24 172H26V173H24ZM233 172H236V171L232 170V173ZM38 173H41V172H38ZM72 173H73V171H72ZM102 173H104V175ZM172 173H173V171H172ZM248 173H243V174H248ZM62 175H65V174H62ZM161 180H162V182H159ZM107 182H110V185ZM105 184L109 185V187L108 188H103V185H105ZM246 185L242 184L241 182H238V183L234 184V187L240 188L241 186H246ZM202 187L204 189L203 191L201 190ZM221 189H224V188H221ZM251 190H254V192L257 190V193H256L257 196L255 195L256 196L255 200L253 199L255 193L254 194L252 192L250 193ZM231 193H232V191H231ZM224 194H225V191H224ZM234 194H233V196H234ZM252 194H253V198L251 197ZM222 196H223V194H222ZM242 198H241V200H243ZM214 199H211L213 201V202H211V204L216 203V202H214L216 199L215 200ZM252 199L254 201H252ZM10 200L12 201L13 199H10ZM69 200L72 201V203L68 205L67 203H68ZM217 200H219V199L217 198ZM77 201H79V202H77ZM138 201H140V202H138ZM187 201H190V203H188ZM191 203H193V204H191ZM233 203H235V202H233ZM237 203H238L237 205H239L240 201L237 202ZM63 204L61 206H63ZM203 204H205V203L203 202ZM46 206H48V205H45L44 207H46ZM208 207H210V206H208ZM237 207H239V206H237ZM46 209H49V208H46ZM185 209L189 210L190 213L192 214V220H191L190 223H188L185 226H183L181 224L180 217H181L182 213L185 211ZM57 211H55V212H57ZM71 213L73 214V216L71 215ZM133 214H132V216H133ZM79 215L85 217L84 225L81 226V227H80L81 218L79 217ZM126 215H127V213H126ZM36 218L38 219L36 222L38 224H40L39 231L36 230L35 226H33L32 224H29L30 220L36 219ZM162 218H165V220H167L166 225H165L164 228H162V230L160 229V230L156 231L157 227H155V226L157 224H159V223H163L164 222ZM71 224H72L73 230H71ZM261 224L263 225L261 227V228H263L262 230L260 228ZM42 225H44V226H42ZM141 225H144V227L146 226L147 227L146 228L147 231H145L144 229L140 228ZM239 226H245V227H239ZM47 229H48V231H47ZM180 229H182L183 231H185L186 229H189L188 231L192 232L191 237L183 235V233L180 232ZM15 230H18V229L15 228ZM132 231H133V229H132ZM173 231H175V234H176V235H173L174 236L173 238H171L169 240L163 239L165 236H169V234H172ZM225 235H230V237H231V243L229 244V242H228L229 246L224 247V248H220V251L223 250L222 254L219 253V251H218L219 255L217 253V254L208 256L207 252L211 251L212 249H216V246L221 241L220 240L221 237L225 236ZM171 237H172V235H171ZM161 239H163L165 241L161 242ZM88 240H89L88 243H86V247H87L86 248V252L87 253L83 257V261H84L86 255L94 256L93 260H92L93 262H95L94 264H125V260L129 259V255L130 254L126 255V253H125V231H123L121 234H117V235L114 234L113 237L108 242L106 241V242L102 243L99 246L96 244V247H95L96 252H95L94 255H93V249H94L93 239L90 238ZM120 240H122V242H123L122 245H120L117 248H114V249H118V251L113 252V253H117L116 255L118 256V258L115 257L117 259V260L115 259L116 261L114 259L112 260L111 253H110V256H108V257L103 256V253H104L105 249L109 245L112 246V245H114L116 242H118ZM98 242H99V240H98ZM7 243L8 242L5 241L4 235L0 236V262H1V264H8V261L10 259V253H9V251L6 248L7 247ZM154 243H157V244H154ZM259 244L262 247L260 249L258 248ZM59 245H61V244H59ZM148 245H147V248H148ZM252 245L254 246L253 250H251L252 249L251 248ZM230 248L231 249L232 248L236 249V253L233 254L232 257H231V255H228V254H230ZM204 250H207V251H204ZM112 251H113V249H112ZM12 252L17 254V255H19L18 259H17V263L18 264H29L22 258L23 257V253L18 247L14 248V246H13ZM107 252H108V250H107ZM62 255H64V254H62ZM166 255H167L166 252H163V256L166 257ZM87 260L88 259H86L85 261H87Z\"/></svg>","mask_w":264,"mask_h":264},{"label":"water","instance_id":"95a60500","mask_svg":"<svg viewBox=\"0 0 264 264\" xmlns=\"http://www.w3.org/2000/svg\"><path fill=\"white\" fill-rule=\"evenodd\" d=\"M262 67V66H261ZM264 70V67H262ZM80 172L75 171L69 174L49 173L44 175L36 187V190L43 203L55 212L64 203L66 195L70 190L79 186ZM192 220V214L185 209L180 217L181 224L185 226ZM189 240L172 239L157 247L148 245L147 251L143 254L140 264H187L184 260L185 247ZM166 252V257L163 256ZM60 260L58 264H63ZM223 264H232L225 262Z\"/></svg>","mask_w":264,"mask_h":264},{"label":"crops","instance_id":"0c3cea01","mask_svg":"<svg viewBox=\"0 0 264 264\" xmlns=\"http://www.w3.org/2000/svg\"><path fill=\"white\" fill-rule=\"evenodd\" d=\"M199 109V108H198ZM200 110V109H199Z\"/></svg>","mask_w":264,"mask_h":264}]
</instances>
